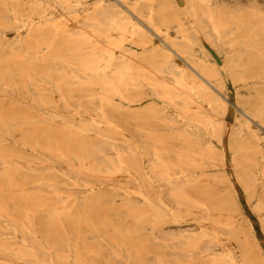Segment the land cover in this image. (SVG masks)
<instances>
[{
  "label": "bare ground",
  "instance_id": "bare-ground-1",
  "mask_svg": "<svg viewBox=\"0 0 264 264\" xmlns=\"http://www.w3.org/2000/svg\"><path fill=\"white\" fill-rule=\"evenodd\" d=\"M238 188L264 0H0V264H264Z\"/></svg>",
  "mask_w": 264,
  "mask_h": 264
},
{
  "label": "rangeland",
  "instance_id": "rangeland-1",
  "mask_svg": "<svg viewBox=\"0 0 264 264\" xmlns=\"http://www.w3.org/2000/svg\"><path fill=\"white\" fill-rule=\"evenodd\" d=\"M219 68H222V65H219ZM226 84H227V105L229 108V112H230V117L228 118V120L226 121L227 123V127L230 128L232 125V116H234V113L237 112V108H236V100H235V91L234 88L231 84V82L228 79H225ZM239 189V198H240V202L241 205L243 207V210L245 211V213L249 216V219L251 221V223L253 224L254 228L256 229V232L258 234V237L261 241L262 246L264 247V235L261 231V227H260V223L258 221V218L255 216V214L253 213V211L251 210L250 204L247 203L246 201V197L245 194L242 192L241 188Z\"/></svg>",
  "mask_w": 264,
  "mask_h": 264
}]
</instances>
